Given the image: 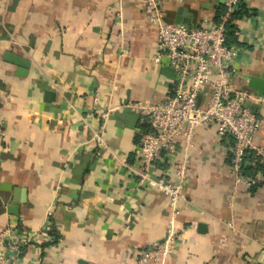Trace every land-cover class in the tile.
<instances>
[{"label": "crops", "instance_id": "crops-1", "mask_svg": "<svg viewBox=\"0 0 264 264\" xmlns=\"http://www.w3.org/2000/svg\"><path fill=\"white\" fill-rule=\"evenodd\" d=\"M244 2L255 14L235 22L245 48L238 88L251 76L264 79V0ZM222 4L165 0L163 8L167 21L182 9L198 26ZM155 42L138 0H0V233L9 227L34 238L14 264H132L171 220L175 244L163 264H264V164L256 184L235 185L230 137L200 125L187 148L180 136L174 157L160 154L149 165L150 178L174 182L169 161L186 164L176 215L166 195L133 172L149 127L117 105L163 100L174 72L166 57L154 60ZM260 97L251 108L264 151V84ZM101 125L105 147L92 140Z\"/></svg>", "mask_w": 264, "mask_h": 264}, {"label": "built area", "instance_id": "built-area-1", "mask_svg": "<svg viewBox=\"0 0 264 264\" xmlns=\"http://www.w3.org/2000/svg\"><path fill=\"white\" fill-rule=\"evenodd\" d=\"M164 1L138 0V4L149 25L156 31L154 60L158 61L161 56L167 58L174 72L172 85L160 102L127 99L117 107L135 112L147 123L149 130L141 135L134 150L138 166L133 172L140 182H147L165 194L170 214L176 215L179 204L186 199V164L169 161L174 166V182L164 176L150 178L147 172L149 165L160 154L164 155V160L168 156L174 157L178 137H182L187 148L194 129L209 125L217 135L232 139L228 171L233 183L247 186L256 184L258 177L245 173L244 168L255 163L264 164V151L255 143L260 120L251 108L261 97L252 90L233 85L245 48L240 44H227L226 26L231 13L237 9L238 0H223V12L217 18L203 19L202 25L190 27L167 21ZM234 35L240 36L237 29ZM204 87L207 89L205 100L199 101L198 95ZM110 110L113 108L108 107L100 113L102 122ZM103 129L101 125L95 130L92 140L105 147ZM2 134L0 130V139ZM250 151L253 152L252 160L247 158ZM175 236L171 220L164 237L144 247L132 264H163L172 253ZM33 239L24 233L15 234L13 229L5 227L0 233V246L5 250L0 253V264H14Z\"/></svg>", "mask_w": 264, "mask_h": 264}, {"label": "trees", "instance_id": "trees-1", "mask_svg": "<svg viewBox=\"0 0 264 264\" xmlns=\"http://www.w3.org/2000/svg\"><path fill=\"white\" fill-rule=\"evenodd\" d=\"M223 4L221 7H219V9L217 10V12L214 14V16L212 18H217L218 15H220L223 12ZM255 14V10L252 8H249L246 3L244 2V0H238L237 3V9L236 11H234L233 13H231V18L230 20L227 22V26H226V40H227V44L228 45H239L241 44V42L239 41V39L234 35V31L236 30V20L239 19L241 16H250V15H254ZM247 158L249 160L253 159V152L250 151L247 154ZM229 162V161H228ZM259 163H255V165H248L244 168L245 173L247 174H255V172H257V170L259 169Z\"/></svg>", "mask_w": 264, "mask_h": 264}, {"label": "water", "instance_id": "water-1", "mask_svg": "<svg viewBox=\"0 0 264 264\" xmlns=\"http://www.w3.org/2000/svg\"><path fill=\"white\" fill-rule=\"evenodd\" d=\"M174 23L184 24L187 27H190L189 14L187 12H183L182 9H179L178 17L175 19ZM5 58L8 61H11L22 67H26L28 65L27 61L11 53H6ZM263 84H264V79L262 77L251 76L248 78L247 87H244V88L254 91L256 95L260 97L263 95ZM14 202L17 204L18 203L17 199H14ZM8 209L12 210L10 211L11 213L12 212L14 214L17 213V205H14V207H9Z\"/></svg>", "mask_w": 264, "mask_h": 264}]
</instances>
